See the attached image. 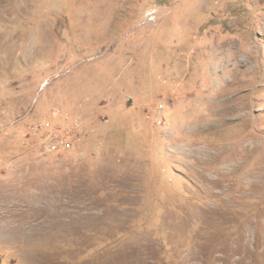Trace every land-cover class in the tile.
<instances>
[{
	"label": "rangeland",
	"instance_id": "rangeland-1",
	"mask_svg": "<svg viewBox=\"0 0 264 264\" xmlns=\"http://www.w3.org/2000/svg\"><path fill=\"white\" fill-rule=\"evenodd\" d=\"M0 264H264V0H0Z\"/></svg>",
	"mask_w": 264,
	"mask_h": 264
},
{
	"label": "built area",
	"instance_id": "built-area-1",
	"mask_svg": "<svg viewBox=\"0 0 264 264\" xmlns=\"http://www.w3.org/2000/svg\"><path fill=\"white\" fill-rule=\"evenodd\" d=\"M42 145L44 153H59L72 148V143H70L68 140L64 138L59 139L58 137L54 136L46 139Z\"/></svg>",
	"mask_w": 264,
	"mask_h": 264
},
{
	"label": "bare ground",
	"instance_id": "bare-ground-1",
	"mask_svg": "<svg viewBox=\"0 0 264 264\" xmlns=\"http://www.w3.org/2000/svg\"><path fill=\"white\" fill-rule=\"evenodd\" d=\"M236 98V97H235ZM245 102V101H244ZM232 103V102H231ZM238 105V104H237ZM230 109V108H229ZM213 126V125H212Z\"/></svg>",
	"mask_w": 264,
	"mask_h": 264
}]
</instances>
